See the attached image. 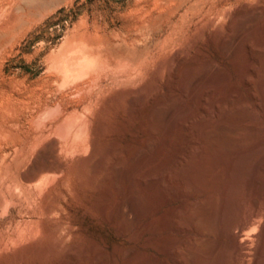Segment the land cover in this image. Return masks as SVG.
I'll list each match as a JSON object with an SVG mask.
<instances>
[{"label": "rangeland", "instance_id": "1", "mask_svg": "<svg viewBox=\"0 0 264 264\" xmlns=\"http://www.w3.org/2000/svg\"><path fill=\"white\" fill-rule=\"evenodd\" d=\"M263 24L264 0H0V264H95L94 248L105 264H145L152 251L150 233L139 231L150 216L148 204L135 201L139 215L128 206L124 210L132 215L124 211L113 219L106 213L119 197H129L126 179L118 182V191H109L116 182V157L127 171L148 164L151 145L141 144L145 139L162 142L174 135L180 141L178 132H166V120L149 135L140 127L148 115L143 107L158 97L165 99V108L177 97L173 104L184 105L186 113L178 116L183 120L205 117L199 100L183 96L175 84L176 66L191 58L192 75L214 63L220 71L213 69L212 75L222 78L221 85L227 82L225 88L206 85L218 91H211L210 109L213 98L223 102L233 94L230 104L245 101L264 129L250 48L239 43L245 52L236 46L239 53L226 55L221 48L223 38L240 29L248 32L252 47L263 48ZM68 56L84 68L74 69L65 61ZM244 67L253 82L242 79ZM230 82L239 87V97L231 93ZM263 129L233 150L264 140ZM187 131L197 137L196 129ZM100 160L104 169L95 173L92 164ZM41 162L52 166L39 170ZM126 214L134 219L129 228ZM251 244L254 257L259 243Z\"/></svg>", "mask_w": 264, "mask_h": 264}, {"label": "bare ground", "instance_id": "2", "mask_svg": "<svg viewBox=\"0 0 264 264\" xmlns=\"http://www.w3.org/2000/svg\"><path fill=\"white\" fill-rule=\"evenodd\" d=\"M239 12L240 11H238V13ZM243 15L245 16V14ZM234 16L233 19H235ZM241 17L243 18L240 14L239 18L242 19ZM252 17L250 21H252ZM254 17L253 19L255 20ZM245 18L247 17L245 16ZM232 20L230 19L231 23ZM243 20L245 19L243 18ZM242 28H244V25ZM245 32L246 31H243V29H240L237 35L233 36L232 34L233 37L230 35L228 36L229 39L226 37V39L223 38L224 40L222 41L221 48L223 52H225V55L226 53H239V51L245 49H240L238 47L240 45L237 46L239 43L245 46L247 45L248 48H250L252 56L257 62V66L253 64L255 67H252V71H254L256 75V80L252 78V80L254 79L253 82L249 79L253 74L250 73V76H248L249 74L247 75L248 69L246 68L248 66L246 64H244L247 66L244 67L246 73L242 72L247 76H242V79L244 78L247 83L252 81L254 85L256 84L255 87H253L254 85L252 84V87L261 97V103H258H260L259 105L262 107L263 117L264 47H260L259 44L258 48L252 47L250 38L247 39L248 37L246 38L245 35L248 34V32ZM248 40H250V43ZM236 46L239 48V51L238 49L236 50ZM231 55H227V57ZM242 56L244 57V55ZM253 58L252 60H254ZM191 59L194 60V58ZM232 59L233 57H231L230 60L232 61ZM183 60L180 59L179 61ZM193 60L183 61L180 66H176L179 69L176 68V70H178V73L176 71L178 78L177 83H175L177 86H175L183 96H188L190 100H199V109L205 114V117H190L189 121L178 117L180 116V112L186 113V111H184V107H182L184 105H178L176 107L173 104L176 103L177 97H173L175 98L174 100L171 97L173 102L169 108L164 107L166 105L164 104L165 99L160 97L151 103L148 102L149 104L146 103L147 105L145 104L146 106L143 108L148 111V115L145 117L146 119H144V122H142V126H140L145 134L147 133L149 135L155 130L162 128L164 125L163 121L166 120V132H178L180 141H178V137L176 136L177 138H175L174 135L173 137L175 139L167 135L166 138L164 137L165 139H161L162 142H152L150 138L145 140L142 139L145 142L140 140V143L142 141L141 144L146 143L151 145V153L149 156L147 155L149 162L148 164L143 162V164L141 163L127 171L122 170L119 166L122 157H116L114 163L115 180L113 179L116 182L113 183L112 180L113 184L110 185L109 191L113 193L114 191H118V182L120 183V181L126 179L127 188H125L129 197L126 200L117 197L118 199H115L116 201L106 207V213L111 216V218L116 219L119 214L125 211L124 209L127 206L133 212L137 205L141 203L142 205L144 203L148 204L150 216L148 220L141 225L139 231L140 234H144L146 231L150 233L149 237L152 251L148 256L146 255L147 253L145 254V256H147L144 258L145 264H264V140L256 142L249 148L237 144L239 147L233 150L235 143L240 142L243 138H248L246 137L247 135H254L257 131L259 132V130L263 129L260 127V123L257 122L258 120H255L256 117L258 118V115L256 116L255 114L258 113L256 111L255 113L250 112V107L248 108L244 105L245 101L244 103L242 102L243 105L233 107L234 105L230 104L233 94L228 95V97H226L227 99L223 102H221L223 99H218L220 100L218 101L216 97L213 98L215 101H213L212 108L210 109L206 104L207 101H209L208 98L213 96H211V91H217L214 90L215 88L217 89V87L213 90L210 87L211 91H209L210 89H208L206 85L211 84V86H217L218 80L222 78L219 79L215 76L217 73L215 74L214 70L216 71V69L219 70L220 68L217 66V68L214 69V63H212V65L211 63L205 62L206 64L203 65L204 69L202 73L199 75H192V68L194 66ZM65 61L72 66L74 65V69L75 67L79 69L84 68L75 57L68 56ZM233 62L235 64L234 59L232 63ZM240 62L238 64L241 65ZM213 73L216 78L212 75ZM229 81L230 79H228V82ZM240 81L242 82V80ZM232 83L235 84L234 81ZM226 84L227 82L222 85ZM233 84L231 85L232 89L231 87L229 88L231 89V93L234 90L236 95L235 89H239V87L236 86L237 84L234 86ZM221 86L219 89H222ZM236 96H238V94ZM234 97L233 95L232 100H234ZM217 98L219 97L217 96ZM225 101H230L228 103L230 105H224L227 103ZM134 102L135 100L133 103ZM219 102H221V104L225 103L221 105ZM210 103L211 99L208 105H210ZM212 111H216L217 113L216 120L212 119ZM189 113L192 112L190 111ZM248 117L249 119H247ZM192 128L197 130L196 138H191L187 131ZM200 142L202 143L201 145H199ZM52 150H54V148ZM133 151V149H129V155H132ZM50 153L53 152H49L47 155H50ZM222 164L226 166L225 175L220 171ZM104 165L103 160L93 163V172L98 173L104 169ZM51 166L50 163L41 162L38 164V169H50ZM36 175V173H33L31 178L33 177L34 179ZM136 200H140L139 202L141 203ZM134 203H136V206H134ZM147 204H145V207ZM139 211L142 212V209H139ZM134 213V215L140 214L136 211ZM129 215L127 216L126 214L125 218L127 219H125V225L123 224L125 227L128 225V228L131 225H129V223L134 220L133 217L130 219L131 216ZM251 228H256L258 232L250 234ZM254 240H257L259 245L258 248L256 245L257 251L255 249L256 254L252 257V251L254 250L251 251V243ZM93 254L95 264H105L104 261H100L99 259V249L94 248ZM128 256L132 258L133 253ZM64 263H66V261ZM76 264L86 263L77 261Z\"/></svg>", "mask_w": 264, "mask_h": 264}]
</instances>
